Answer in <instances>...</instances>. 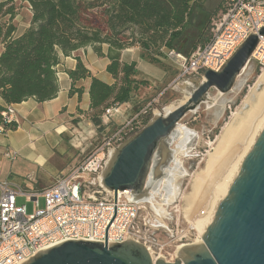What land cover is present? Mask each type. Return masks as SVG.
Segmentation results:
<instances>
[{
	"label": "trees",
	"instance_id": "obj_1",
	"mask_svg": "<svg viewBox=\"0 0 264 264\" xmlns=\"http://www.w3.org/2000/svg\"><path fill=\"white\" fill-rule=\"evenodd\" d=\"M20 1L30 17L17 35L18 8L13 0H0V99L4 103L0 128L4 131L18 127L15 121H4L1 113L6 107L28 99L43 103L56 96L59 53L68 57L90 47L98 58L108 59L111 85L94 77L79 56H75V68L66 71L70 96L80 98L84 88L78 83L90 80V120L101 133L107 108L134 103L132 114H137L148 103L136 98L150 82L140 77L135 62L121 60L123 50L137 47L140 59L167 73L172 70L168 51L188 57L210 38L212 15L205 0Z\"/></svg>",
	"mask_w": 264,
	"mask_h": 264
},
{
	"label": "built area",
	"instance_id": "obj_2",
	"mask_svg": "<svg viewBox=\"0 0 264 264\" xmlns=\"http://www.w3.org/2000/svg\"><path fill=\"white\" fill-rule=\"evenodd\" d=\"M264 0H223L221 13L210 21V38L188 57L168 51L177 61V82L186 77L203 78L206 70L219 72L251 36L257 43L250 55L260 75L264 73ZM249 61V62H250ZM119 112V106L107 108L103 123ZM11 106L1 113L6 123L13 122ZM135 115L110 136L103 139L84 159L40 191H28L0 182V264H24L37 253L66 241L98 242L103 245L134 241L142 244L153 261L173 262L180 247L157 237L164 232L161 218L141 201H132L128 191H108L99 179L108 155L142 124ZM1 129V128H0ZM33 204L27 214L16 197ZM43 198L39 210L38 198Z\"/></svg>",
	"mask_w": 264,
	"mask_h": 264
},
{
	"label": "water",
	"instance_id": "obj_3",
	"mask_svg": "<svg viewBox=\"0 0 264 264\" xmlns=\"http://www.w3.org/2000/svg\"><path fill=\"white\" fill-rule=\"evenodd\" d=\"M259 35L264 36V28ZM256 43L257 36L251 35L222 70H206L199 81L192 80L193 88L186 100L154 114L116 147L106 159L100 186L113 192L128 191L132 201H149L148 181L153 175L156 151L176 135L179 122L207 99L209 91L226 94L232 90ZM198 233L202 243L180 247L173 262L153 261L148 250L134 241L110 246L66 241L37 253L24 264H264V126L214 215Z\"/></svg>",
	"mask_w": 264,
	"mask_h": 264
},
{
	"label": "rangeland",
	"instance_id": "obj_4",
	"mask_svg": "<svg viewBox=\"0 0 264 264\" xmlns=\"http://www.w3.org/2000/svg\"><path fill=\"white\" fill-rule=\"evenodd\" d=\"M13 2L18 8V14L14 19V23L17 25V29L21 31L29 20V10L20 0H13ZM222 4L223 0H205L204 5L213 19L221 13ZM103 51H105V47ZM177 73L178 69L176 70L172 67V70L166 73L167 77L162 84L155 85L154 87L151 85L150 89H141L138 93L137 100L148 101V103L137 114L131 113L130 115H124L120 121L125 124L132 117L140 114V116H137V119L142 124L145 118H149L150 120L154 114L161 113L165 108L183 102L189 96L193 88L191 81H199L201 78L186 77L174 82ZM259 76L260 72L258 66L250 61L238 76L230 92L220 94L216 90L209 91L207 99L195 110L188 112L179 122L180 126L176 135L165 142L166 146L159 147L156 151L152 159L153 173L151 174L153 175L151 180L148 181L147 191L150 192L151 196L149 201L144 203L156 216L165 219L164 223L166 228L164 232L162 231L157 234L160 240H170L173 247L182 243L200 244L197 242V240H199L198 230L192 223L196 221H192L193 217H190L191 209H193L192 206H194V202L192 203L190 201H192V198H194L193 200L195 201L197 200L194 197L195 191L193 187L196 182L205 175V181L207 180L209 183H212L214 180L215 175H210V173L215 174V171L212 170V167L211 170L208 169L211 166L210 163L213 161L211 157H214L218 154L217 152L222 150L221 148L223 147L218 150L220 137L224 131L233 124L234 119L238 115L242 117L240 114L251 113L253 110L245 104V100L249 94L253 92L261 94L264 92V86L258 83ZM183 83H187V85L182 86ZM263 123L264 122H262V126L264 125ZM143 126L144 125H142V127ZM104 127L106 129L101 133L96 129V135L91 138L92 144L89 146L90 148L86 149L84 153L78 157L75 165L69 167L68 170L66 169L67 171L65 170L66 174L70 169L81 162L95 147L101 145L103 139L120 128H117L115 124H109L108 126L104 125ZM142 127H140V129ZM140 129L131 133L128 137L132 136ZM259 129H261V127H259ZM259 131H257L255 135L259 134ZM185 132L192 136L187 135V142L181 140L182 142L180 143L179 138H183ZM257 136H255V138L253 137L252 140L256 139ZM253 142L254 141H251L250 148ZM181 145L184 148L182 151H178L177 149L174 150L175 146L180 147ZM176 154H180V159L176 157ZM174 156L176 158H174ZM172 158L174 161L175 159L178 161V163L177 161L175 162L174 166L172 165L174 162ZM240 165L241 164L234 169L236 171H233V174L237 173ZM231 177L234 178L235 176L231 175ZM231 177L229 178L230 180L232 179ZM229 179L226 180V182H229V184L226 183L228 187L233 180L232 179L230 182ZM54 180L55 179H51L45 183L38 182L36 185L32 186V190L40 191L52 184ZM227 186H224L225 189L221 195H225L228 188ZM153 190L154 192L156 191V193H154ZM157 191H159L161 195H159ZM221 195L220 200L223 198ZM38 203L39 210H43V198H38ZM211 203V201L202 203L201 205L204 206H201L198 212L203 210L204 213L202 215H204L205 212L207 213V207L212 206ZM16 204L25 205L27 214L33 213V204L31 201H27L25 197H16ZM211 216L210 218H212ZM177 258L178 253L174 260Z\"/></svg>",
	"mask_w": 264,
	"mask_h": 264
},
{
	"label": "crops",
	"instance_id": "obj_5",
	"mask_svg": "<svg viewBox=\"0 0 264 264\" xmlns=\"http://www.w3.org/2000/svg\"><path fill=\"white\" fill-rule=\"evenodd\" d=\"M26 27L27 24L21 31L17 29L16 34L20 35ZM75 56L81 58L94 77L108 85L114 83L106 72L108 59L98 58L91 48H82L68 57L59 53V64L56 66L58 78L56 96L43 103L28 99L12 105L13 121L18 127L14 131L0 129V182H7L13 187L28 191H31L32 186L38 182L45 183L55 179L52 182L54 183L66 174V169L76 164L78 157L86 149L90 148L91 138L96 135V128L90 120V80L78 83L84 88L80 98L77 95H69L71 81L66 71L75 68ZM121 60L126 63L135 62L140 77L147 79L152 87L162 84L167 77L164 71L140 59L137 47L123 50ZM168 63L178 69L176 60L169 58ZM0 105L4 106L1 99ZM133 105L134 103L119 105V112L112 115L108 123L104 124L101 118L103 125L115 124L117 128L121 127L124 123L120 119L132 113ZM183 135H185L183 138H179L180 143L181 140L187 142L186 136L190 134L185 132ZM176 149L180 151L184 148L181 145L175 146L174 150ZM179 155L176 154V157ZM157 193L161 195L159 191ZM161 220L165 225V219Z\"/></svg>",
	"mask_w": 264,
	"mask_h": 264
},
{
	"label": "bare ground",
	"instance_id": "obj_6",
	"mask_svg": "<svg viewBox=\"0 0 264 264\" xmlns=\"http://www.w3.org/2000/svg\"><path fill=\"white\" fill-rule=\"evenodd\" d=\"M258 83L264 86V73H262L259 76ZM245 104L248 105V107L253 110L251 111V113L240 114L242 115V117L238 115L234 119L233 124L229 128H227L220 137L218 150L221 147H223L221 148L222 150L220 152H217L218 154H216L214 157L211 155L212 156L211 158H213V161L211 163L209 161L211 166L208 165L209 163L207 164L208 166H210V168L208 169L211 170L212 167V170L215 171L214 172L215 174L210 173V175L213 176L215 175L214 180L212 181V183H209L207 180L205 181L204 178L206 176L205 175L203 176V178L200 179L198 178L199 180L198 181L196 180L197 182L193 187L195 191L194 192L195 195L194 194L193 195L197 200L195 201L193 200L194 198H192V201H190L192 203L194 202L193 204L194 206H192L193 209H191L190 217H193L192 221L194 220L196 221L192 223L193 226L198 231L204 230V228L211 219L210 216L214 215L217 205L220 202V195L225 189L224 186H227L229 184V182H226V180H228L231 177V175L232 176L236 175L233 174V171H236L234 169L237 168L239 164H241L244 156L250 150L251 141H255V139L252 140L253 137L255 138V136L258 135V134L255 135V133H257V131L259 130L261 131L262 127L264 126V125L262 126V122H264V92L261 94H257L256 92L250 93L245 100ZM174 106L172 105L165 109H170L173 108ZM179 126L180 125L177 126V130L179 129ZM259 127H261V129H259ZM176 161L177 160L175 159V162ZM231 180L229 179L230 182ZM205 201L206 202L211 201L212 206L207 207L208 208L207 213L205 212V214L202 215L204 211L203 210H201L200 212L198 211L201 206H204L201 204L204 203ZM197 242L200 244L202 243L200 234H199V240H197Z\"/></svg>",
	"mask_w": 264,
	"mask_h": 264
}]
</instances>
